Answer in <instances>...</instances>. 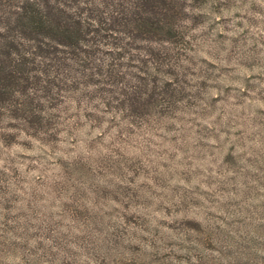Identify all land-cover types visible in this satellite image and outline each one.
<instances>
[{
  "label": "rangeland",
  "instance_id": "obj_1",
  "mask_svg": "<svg viewBox=\"0 0 264 264\" xmlns=\"http://www.w3.org/2000/svg\"><path fill=\"white\" fill-rule=\"evenodd\" d=\"M164 8L125 82L14 85L0 264H264V0Z\"/></svg>",
  "mask_w": 264,
  "mask_h": 264
},
{
  "label": "trees",
  "instance_id": "obj_2",
  "mask_svg": "<svg viewBox=\"0 0 264 264\" xmlns=\"http://www.w3.org/2000/svg\"><path fill=\"white\" fill-rule=\"evenodd\" d=\"M170 1L0 0V112L7 96L16 94L14 85L30 75L43 89L58 85L57 92L115 77L125 82V60L137 41L165 27L162 14ZM124 89L129 96L140 93ZM37 107L33 99V122L40 126Z\"/></svg>",
  "mask_w": 264,
  "mask_h": 264
}]
</instances>
